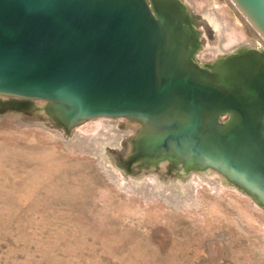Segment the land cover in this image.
I'll return each instance as SVG.
<instances>
[{"label": "rangeland", "instance_id": "rangeland-1", "mask_svg": "<svg viewBox=\"0 0 264 264\" xmlns=\"http://www.w3.org/2000/svg\"><path fill=\"white\" fill-rule=\"evenodd\" d=\"M179 1L199 64L264 49L229 0ZM1 100L0 264H264V208L220 173L136 161L126 117L67 131Z\"/></svg>", "mask_w": 264, "mask_h": 264}, {"label": "water", "instance_id": "water-1", "mask_svg": "<svg viewBox=\"0 0 264 264\" xmlns=\"http://www.w3.org/2000/svg\"><path fill=\"white\" fill-rule=\"evenodd\" d=\"M229 1L264 41V0ZM182 7L0 0V95L45 101L67 131L97 117L136 121V161L216 171L264 208V51L200 65Z\"/></svg>", "mask_w": 264, "mask_h": 264}, {"label": "bare ground", "instance_id": "bare-ground-1", "mask_svg": "<svg viewBox=\"0 0 264 264\" xmlns=\"http://www.w3.org/2000/svg\"><path fill=\"white\" fill-rule=\"evenodd\" d=\"M184 14L187 16V19H188V15H187V13H186L185 8H184ZM187 23L189 24L190 22L188 21ZM190 28L193 29L192 25H190ZM1 97H2V96H0V99H1ZM8 99H10V98H8ZM4 100H6V99H4ZM34 101H35V100H26L25 103H27V104L29 103V107H33V108L35 109V108H37V107H36V106H33ZM39 101L43 102L42 100H39ZM30 103H32V104H30ZM16 106H17V105H15L14 107H12V106H8V105H7L8 108H10V109L12 108V109H14V110H15V109H18ZM40 109H41V113H42V112H43V109H42L41 107L38 108L39 111H40ZM43 113H44V112H43ZM123 119H125L126 121H128V123H131V121H129L130 119H128V118H123ZM50 120H51V119H50ZM51 121H52V120H51ZM128 125H130L131 127H133L134 130H135V129L137 128V126H138L137 123H133V122H132V124H128ZM125 145H126V146H125ZM125 145H124V146H125L124 150L122 149V151H121L122 154H123V153H128V152L130 151L129 148H128V145H127L126 143H125ZM125 149H126V150H125ZM138 164L140 165L141 162L138 163Z\"/></svg>", "mask_w": 264, "mask_h": 264}, {"label": "flooded vegetation", "instance_id": "flooded-vegetation-1", "mask_svg": "<svg viewBox=\"0 0 264 264\" xmlns=\"http://www.w3.org/2000/svg\"><path fill=\"white\" fill-rule=\"evenodd\" d=\"M244 48H249V47L246 46V47H243V49H244ZM239 49H242V48H239ZM239 49H237V50H239ZM259 49H261V50L264 51V49H263L262 47H261V48H258V50H259ZM237 50H235V51H233V52H229V54L235 53ZM196 54H197V53H194V54H193V58H194V60L197 62V60H196ZM226 55H228V54H226ZM226 55H225V56H226ZM197 63H198V62H197ZM200 65H201V64H200ZM209 65H211V64H209ZM209 65H204V66H209ZM202 66H203V65H202Z\"/></svg>", "mask_w": 264, "mask_h": 264}]
</instances>
